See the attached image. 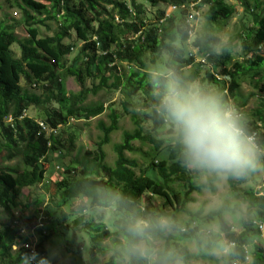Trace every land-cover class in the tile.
<instances>
[{
  "label": "trees",
  "instance_id": "1",
  "mask_svg": "<svg viewBox=\"0 0 264 264\" xmlns=\"http://www.w3.org/2000/svg\"><path fill=\"white\" fill-rule=\"evenodd\" d=\"M190 1L146 0L152 7L181 6ZM251 1H244L245 8L247 11L250 9L254 19V28L248 31L241 45V56L247 58L245 63L235 61L232 52L221 56L215 50L219 43L217 37L204 36L200 40L194 37L191 46L198 49L199 55H208L205 65L195 63L187 52L189 47L186 41L189 37L184 13H179L177 19L172 15L164 19V11H157L155 22L147 26L144 22V7L137 0L0 1L4 7L20 12L26 32L23 39H17L14 28L7 21H0V207L7 216L8 223L5 225L0 222V264H22V258L32 257L30 248H24L30 244L29 232L33 230L38 238L45 235L47 238L58 237V226L63 224L64 229L68 230L66 219L70 217V213L78 216L73 225L83 226L92 250L100 254L106 253L102 243L115 237L108 264H124L122 252L128 237L126 225L141 217L156 218L166 215L174 218V213L185 217V230L177 236L159 233L157 239L164 246L174 249L182 258L183 264H189L194 258L206 259L208 252L216 248L215 239L210 236L202 238L199 234L204 223L210 222H216L219 234H222L226 244H234L230 254L223 260L224 264L244 263L245 248L253 238L260 236L255 223L263 220L264 190L262 194L252 190L243 193L247 212L239 219L241 231L238 233H234L222 219L224 213L230 212L227 204L206 214L203 205L196 211L189 209L188 205L195 203L192 194L203 190L214 193V184L218 178L210 175L205 183H198L204 172L189 169L182 163L176 140H160L155 137L165 121L154 109V94L145 58L148 55L154 58L164 52L169 56L166 64L186 81H198L211 87L215 84L226 92L225 97L228 98L234 99L241 78L248 79L252 89L264 96V8L258 14L264 0ZM250 2L253 3V8ZM202 6L207 9L204 18L209 23L228 20L235 13L234 7L224 0H202L200 7ZM163 19L164 22L160 24ZM47 21L57 23L59 29L51 37H42L39 27H46ZM140 32L141 36L133 39ZM72 34L77 42H82V46L72 64L67 66L66 58L75 49V43L64 44L63 41L70 39ZM14 44L18 46L19 59L12 55L11 47ZM175 44H179V47H174ZM124 62L129 66L126 77L119 70ZM154 63L152 59L151 66ZM191 67L196 69L185 71ZM202 67L205 68V74L200 78L199 68ZM68 78L77 82L78 93L67 95L64 82ZM86 80L91 81V89L85 87ZM95 82L97 85H94ZM226 82H229L230 89L225 88ZM34 85L39 86V94L31 93ZM102 90L125 95L127 100L121 101L120 106L126 113L131 106L128 100L136 96L143 97L145 119L151 123V132H143L133 116L134 130L122 133L121 141L113 146L116 157L114 164L105 165L103 148L111 143V135L118 131L120 119L116 111L110 109L109 124L98 123L101 136L94 144L95 150L85 152L86 156L92 158V163H97L103 170L104 177L92 179L84 169L79 172L71 167L63 169L60 173L62 179L55 183L57 198L51 197L44 209L34 210L29 216L23 213L13 216L10 207L15 206L21 190L43 183L44 178L40 175L41 162H46L50 155H59L62 150L69 153L73 150L74 136L68 135V147H64L60 134L55 135L59 128L64 129L71 119L89 120L104 113L105 109L101 104H85L89 95L94 96ZM51 104L59 108L49 110L47 106ZM66 104V107H62ZM30 108H44L41 121L26 117L25 113ZM262 109L264 97H259V108L251 114L252 119L257 121H246L247 130L256 137L260 150H264V134L257 127V122L264 124ZM8 118L11 119L10 124L5 122ZM39 123L44 124L48 132H41ZM133 142L150 147L149 152L142 153L141 163L126 156L136 152ZM21 145L24 147L22 171L3 169L1 166L4 161L13 159L14 150ZM9 175L14 177L10 178ZM252 175L251 170L247 176ZM175 183L181 184L183 192L173 189ZM227 183L230 189H234L233 178H227ZM132 190L141 196L137 197ZM154 197L161 201L160 209L153 206ZM40 202L36 199L34 205H40ZM63 208L68 209L69 214L64 213ZM93 208L113 209L115 219L112 223L116 228L114 234L103 223H95L92 217L84 219V214ZM234 208L235 211L239 209L237 205ZM22 229L27 232L26 235H21ZM189 236H197L195 244L198 256H192L182 244ZM61 238L60 243H65L66 251L70 253V247L75 243L74 234L70 240L62 235ZM13 246L18 247L15 252L11 250ZM81 249L78 246L74 253H80ZM34 250L36 260L39 248ZM262 255L263 247H255L251 263L264 264ZM70 258L74 260V256Z\"/></svg>",
  "mask_w": 264,
  "mask_h": 264
},
{
  "label": "rangeland",
  "instance_id": "2",
  "mask_svg": "<svg viewBox=\"0 0 264 264\" xmlns=\"http://www.w3.org/2000/svg\"><path fill=\"white\" fill-rule=\"evenodd\" d=\"M1 1V0H0ZM128 1V0H127ZM225 3L234 7V15L228 20H219L216 23H209L205 20L204 15L206 13V7H201V15L199 21L195 26V38L200 40L204 36H215L219 39V43L215 47V50L219 53L221 48H227L229 44L232 42L231 37L234 40L235 48L232 51V57L235 61L239 63H245L247 58L241 56V45L242 41L246 39V35L249 30L254 28V19L251 16L250 9L245 8L244 1L245 0H224ZM251 1V0H249ZM263 1V0H262ZM144 7L145 16L144 22L147 26L151 23L155 22V16L157 11H164V13H168V8L163 5L150 6L146 0H137ZM252 2V1H251ZM250 2L251 8H253V3ZM1 4V3H0ZM0 21L5 20L14 28V34L17 39H23L26 36V32L24 26L21 22V14L16 9H9L0 5ZM264 8V2L258 11V14L262 13ZM173 17L176 19L179 17V12H172ZM59 27L58 24L53 21H47L46 27H39V34L42 37H51L57 31ZM64 44L75 43V49L72 51L71 55L66 58L67 66L71 65L74 58L76 57L79 48L82 46V42H77L75 36L72 34L70 39H66L63 41ZM174 47H179V44L173 45ZM12 55L15 59L20 58V52L17 45H13L11 47ZM188 52V49H187ZM186 52V53H187ZM192 53V51H189ZM149 54V53H148ZM154 60L155 63L151 66L150 61ZM169 60V56L162 52L160 55L152 58L148 55L145 58V65L147 67V72H152L154 69L162 68ZM196 68H188L185 71L189 72L195 70ZM122 75L125 77L129 73V66L126 62L122 63V66L119 68ZM200 78L204 77L205 68H199ZM239 86L238 90L235 91L234 99L229 97L234 103H236L241 110L247 115L249 121H257L256 119H252L251 114L259 108V97H264L256 93L252 89L250 81L248 79L241 78L238 81ZM94 85H97L95 82ZM21 86L24 84L21 82ZM204 86V85H203ZM64 87L67 95L76 94L79 92V87L77 82L73 78H68L64 82ZM85 87L91 89L92 83L89 80L85 81ZM206 88H213L209 85H205ZM219 88V87H218ZM225 88L230 89L229 82L225 83ZM31 93L39 94L40 89L39 86H33L31 88ZM226 92L224 91V96ZM127 100V97L123 95L121 92H113L102 90L99 91L96 95H89L85 104L87 105H97L101 104L105 109L104 113L98 117L84 120H69L67 126L62 129L59 128V131L55 133V135L60 134V139L64 147H68V143L66 142L68 135L74 136V145L73 150L69 153L66 150H62L59 155H50L47 158L46 162H41L42 168L40 170L41 176L44 178L43 183L32 188H26L21 190L18 195L17 200L15 201V206L10 207V213L13 216L18 214H26L31 215L34 210L44 209L46 204L49 203V199L51 197L57 198L55 183L62 179V175L60 174L63 169H67L68 167L76 169L77 172L80 170H86V173L90 175L92 179H101L104 177L103 170L100 169L96 164L92 163V158L86 156L85 152H93L95 150L94 144L98 142L101 134L98 130V123L102 122L105 125L109 124L108 115L110 109L115 110L119 115V124L118 131L111 135V143L103 148L105 159L104 164L107 166H112L116 159L115 154L113 152V146L118 144L121 141V135L123 132H132L135 128L132 117L135 116L139 126L142 128L143 132L149 133L151 132V123L145 119L146 109L143 107V97L136 96L128 100L131 104L130 108H128V113L123 111L120 106L121 101ZM63 105L62 107H66ZM49 110H56L59 106L55 104H51V106H47ZM44 108L34 109L30 108L25 113L26 117L33 119L34 121H41L43 116ZM264 116V109L261 110ZM257 127L260 128L261 133L264 134V124L257 122ZM62 131H65L63 134ZM160 140H172L174 141V135L172 134V130L170 127L164 122L162 129L155 136ZM1 143V140H0ZM174 143V142H173ZM133 147L136 149L134 154H126L128 158H132L137 160L139 163L142 162V153L149 152V145L140 144L139 142H133ZM24 147L21 145L19 149L14 150V158L11 160L4 161V164L1 166L3 169L11 170L13 172H20L24 168L22 163V156L24 152ZM257 164L256 167L252 170V176H244L240 178H233L234 181V189H230L227 178L217 177V182L214 184L215 192L211 193L208 190H203L200 193H193L192 198L195 199V203L189 204L188 207L192 211H196L201 205L204 206V213H208L210 211H216L224 204H227L229 207V211L224 213L222 216L223 221L231 227L234 233H238L241 231L239 225V219L245 215L246 211V203L243 202V193L245 191H253L254 193L262 194L264 190V150H260L257 153ZM190 169V168H189ZM5 170V171H6ZM8 172L6 171V174ZM38 173V171H36ZM6 176V175H5ZM10 178H13V175H9ZM210 177L209 174L203 173L199 178L198 183H205L206 179ZM243 181V182H240ZM173 189L179 193L183 192L182 186L179 183H175L173 185ZM40 200V205L35 206V200ZM152 204L156 209L161 208V201L154 197L152 198ZM236 205L239 207L238 211H235ZM68 209L63 208L62 211L67 213ZM77 215H73L70 213V217L66 219V225L68 226V230L64 229V226H58V237L56 236H47L45 235L43 238H38L34 234L29 232L28 241L29 245L35 247L38 250V256H36V264L38 261L43 258L42 264H108L110 256H111V248H112V240L115 239L113 237L112 240H105L102 243V247L106 248V253L100 254L90 248L89 241L85 235V231L83 226L74 227L73 222L77 219ZM92 217V220L97 223V221L103 223L106 229L115 233L116 228L113 226L112 221H114V213L113 209L103 210L99 208H93L88 213L84 214V219H88ZM172 218V217H171ZM179 226V231H173L171 235H179V233L185 230L186 219L183 215L174 213V218H172ZM0 222L8 225L7 216L4 215L2 208L0 207ZM74 234L75 243L72 247H70L71 252L66 251V244L60 243L62 241L61 235L65 237V239L70 240ZM200 237L206 238L211 237L213 240L215 239L216 248L208 252L206 259L203 258H192L189 264H224L223 260L227 258L230 254L228 249V244H226L224 237L222 234H219L218 227L216 222H210L208 224L203 225L201 231L199 232ZM259 237L253 238L251 240L250 245H248L246 250V259L244 263H235V264H252L251 259L254 253L255 247H263L264 246V233H260ZM6 236L8 232L6 230ZM197 236L188 237L182 241V244L185 245L191 255L194 257L198 256L195 238ZM59 239V240H57ZM161 244L162 242L158 240ZM82 247L79 251L80 253H74L75 249L77 252V247ZM18 249L17 246H13L11 248L12 252H15ZM74 256V260L70 257ZM262 263V262H261ZM125 264V262H124Z\"/></svg>",
  "mask_w": 264,
  "mask_h": 264
},
{
  "label": "clouds",
  "instance_id": "3",
  "mask_svg": "<svg viewBox=\"0 0 264 264\" xmlns=\"http://www.w3.org/2000/svg\"><path fill=\"white\" fill-rule=\"evenodd\" d=\"M231 41L226 49L220 50L221 56L234 51L232 37ZM149 77L154 109L172 130L186 167L221 178L244 177L256 167L259 146L256 137L247 130L248 117L220 88L186 81L167 64L154 69ZM125 230L128 233L122 252L125 264H183L174 249L157 239L159 233L180 230L171 217L137 218ZM31 259L22 258V264H30ZM42 262L43 258L38 264Z\"/></svg>",
  "mask_w": 264,
  "mask_h": 264
},
{
  "label": "built area",
  "instance_id": "4",
  "mask_svg": "<svg viewBox=\"0 0 264 264\" xmlns=\"http://www.w3.org/2000/svg\"><path fill=\"white\" fill-rule=\"evenodd\" d=\"M201 2L202 0H191L189 3L181 5V6H168V13H164V19H167L170 15H172V12H176L178 11L179 13H184V17H185V25H186V29L188 31V40L186 41V44L188 45V53L190 55V57L194 58V62L195 63H200L201 65H205L207 64V57L208 55L205 56H201L198 53V49L195 47L191 46L192 40L195 37V26L196 23L199 21L200 19V15H201ZM164 19L160 21V24H162L164 22ZM141 36V32L138 33L137 35L134 36L133 39H137L138 37ZM189 51H192V53H190ZM218 80L220 78L216 77ZM6 123L10 124L11 119L8 118L5 121ZM39 127L41 129V132H48L45 125L42 123H39ZM263 220L256 222L255 226L257 228V230L262 234L264 233V208H263ZM27 232L22 229L21 230V235H26ZM31 234H33V230L31 231ZM234 247V244H228V249L231 250ZM24 248H30L31 250V254H32V259L30 260V264H35V260H34V255H35V247H32L31 245H25ZM263 262H264V246H263Z\"/></svg>",
  "mask_w": 264,
  "mask_h": 264
}]
</instances>
